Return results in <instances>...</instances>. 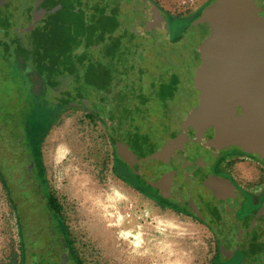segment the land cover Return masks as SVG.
Here are the masks:
<instances>
[{"label":"rangeland","instance_id":"1","mask_svg":"<svg viewBox=\"0 0 264 264\" xmlns=\"http://www.w3.org/2000/svg\"><path fill=\"white\" fill-rule=\"evenodd\" d=\"M210 1L153 0L165 13L182 21L183 18L194 17L198 9ZM44 2L46 7L52 4V0H26L27 5L20 10L11 3H4L0 8V23L8 20L14 26L0 32V107L5 109V116L0 117V264H20L18 219L6 191L2 157L5 137L24 130L20 121L25 114V103L28 111L34 98V95L30 96L31 87L25 74L33 72L45 74L53 84L52 88H59L56 80L61 78L62 81L69 76L65 81L69 80L73 93L79 97L71 106H59L55 103V92L50 91L52 97L42 111L57 113L43 131L38 145L43 182L57 206V220L62 231L67 233L73 264H218L212 231L194 216L152 200L148 197L151 194L141 192L132 175L119 167L114 143L115 124L110 120L115 115L112 108L114 102L119 107L116 113L127 114L126 117L131 120L133 115L130 112L136 105H151L161 113L166 112L163 116L164 121H168V129L181 128L179 138L168 140L170 144L167 147L171 150L181 145L183 149L187 148L186 153H191L186 133L194 125L199 130L206 123L199 131L198 139L206 142L214 140L210 133L222 128L238 141L244 133L243 129L249 127L248 119L234 106L229 90L220 89L223 76L216 79L219 81L216 89H208L209 81H205L202 87L192 88L212 75H222L207 64H220L222 58L214 55L206 60L193 54L194 58L185 66L188 71L178 75L185 81L186 88L193 91H183L182 86V90L174 86L177 83V79H171L174 74L159 65L158 49L146 38V33L141 31L139 34V28L143 26L140 18L137 17L136 24L133 23L136 30L132 35H137L126 38V24L114 23L115 17L107 9L106 17L101 16L102 19L89 14L91 5L81 4L82 0H61L56 16L54 14L35 22L33 18H39L46 10V7H40V3ZM119 24L123 25L122 29L118 28ZM187 24L179 23L175 24L177 28H171V43L178 40L181 31L189 28L190 24ZM97 25L100 28L93 33L92 29ZM177 29L179 31H175ZM105 33L107 38L103 39ZM111 36L116 38L111 40ZM93 41H104V44L96 43L94 46L95 50L100 49L94 59L89 58L94 51ZM188 43L183 41L177 50L187 51L190 48ZM50 68L56 71L52 72ZM85 73L91 79V84L87 86L84 84ZM33 77L36 82V76ZM72 77L73 80H70ZM172 87L176 92L171 90ZM116 88L117 95L111 97ZM18 91L22 96L20 108ZM225 99L230 102L227 107L228 100L226 102ZM85 100H89L87 105ZM187 110L192 111L191 116L194 117L190 123L185 120ZM12 112L18 115L13 121L9 119ZM169 112L175 113L171 121L167 117ZM243 118L247 121L245 127L241 124ZM39 125L34 124L33 127ZM233 164V171L240 181L248 179L252 186L253 181L261 177L264 182V169L261 167L264 165L253 156H239ZM80 180L98 188L104 200L118 198L117 210L132 214L135 229L144 230L140 233L147 237L144 242L147 252L133 248L134 233L138 231H130V234L122 229L116 231L119 235L112 237L105 232L99 233L93 227L94 220L87 214L85 200L75 190ZM166 247L171 249V253L166 252ZM169 254L170 263L165 257Z\"/></svg>","mask_w":264,"mask_h":264},{"label":"flooded vegetation","instance_id":"2","mask_svg":"<svg viewBox=\"0 0 264 264\" xmlns=\"http://www.w3.org/2000/svg\"><path fill=\"white\" fill-rule=\"evenodd\" d=\"M60 1L52 0L49 7H46L45 2L40 3V7H46V10L38 16L39 18L34 17V21L41 22L48 16L54 14L56 16L61 6ZM215 1L211 0L206 6L200 7L194 17L183 18V21L179 17L165 13L153 0H82L81 4L90 3L89 14L97 15L99 19H102L101 16L106 17L107 9V12L115 17L114 23L119 21L129 27L125 28L126 38L137 35L136 33L132 35L136 30L133 23L136 24L137 17L140 18L143 26L139 28V34L144 31L147 37L146 35L142 37L150 39L158 49L159 65L174 74L171 79H177V83L174 84L177 88L183 87V91L187 89L193 91L196 86L202 87L205 81H209L208 89L211 87L216 89L219 84L216 79L223 76L220 89L224 91L227 88V78L223 74L221 60L220 64L215 62L207 64L210 68H216L222 75H212L194 84L193 90L186 88L185 81L178 77L183 71H188L185 66L195 55H201L206 60L214 55L216 58L219 57L216 48L222 46L225 39L220 34L219 22L211 21V6ZM26 5V0L15 1L17 10ZM123 17L126 18L122 20ZM179 23H188L190 26L188 29L185 26L178 40L171 43L170 30L177 28L175 24ZM121 26L123 28L122 24H119L118 28L122 29ZM99 28L97 25L94 30L92 29L93 33ZM165 32L168 33V39L164 38ZM183 33L185 37H182ZM106 34L102 36L103 39L107 38ZM173 37L177 38L175 34ZM115 38L116 36H111L110 39ZM185 40L189 41L190 48L185 52L177 50ZM96 43L102 45L104 41H93V48ZM88 44L90 45L91 41ZM93 50L89 58L94 59L100 53V49ZM77 58L81 57L78 55ZM50 69L52 72L55 70ZM83 75L84 84L86 83V86L91 84L89 74ZM33 76H36V82ZM25 77L31 87L30 96L34 95V98L28 111L26 103L25 108L23 107L25 114L20 124L24 125V130L5 137L6 145L2 157L6 191L18 219L20 264H73L71 245L66 239L67 233L62 231V226L57 220V206L47 193L43 182L38 145L43 131L57 113L42 111V107H46L51 96L50 91L55 92V103L59 106H71L79 97L73 93L68 84L69 80L65 81L69 76L62 81L61 78L55 81L59 88H52L53 84L51 85L48 77L40 72L27 73ZM70 80H73V77ZM168 85L170 88V84ZM171 90L176 92L175 87ZM113 91L111 97L117 95L118 89ZM17 95L20 108L22 96L19 91ZM227 100L226 107L230 103L229 99H225L226 102ZM85 102L87 105L89 100ZM111 103L113 104V101ZM114 104L112 108L115 115L110 122L115 124L116 157L119 167L132 175L137 185H140V188L136 187L146 195L151 194L148 197L152 200L162 202L182 214L194 216L212 231L218 264H264V182L258 177L253 181L254 185L250 186V180L240 181L232 167L233 161L239 156H253L264 165V145L254 133L253 123L248 120L249 127L243 129L244 133L238 141L233 140L228 131L221 128L220 131L210 133L214 140L209 142L197 137L207 123L199 130L195 129L196 125L193 124L194 126L186 133V137L189 138L188 148L192 149V152L186 153L187 148L185 150L181 145L173 150L167 147L170 144L169 138H179L181 128L168 129V121L165 122L163 116L166 112L161 113L151 105L148 107L136 105L134 110H129V112L136 110L130 112L133 115L131 120L126 117L127 114L116 113L119 107ZM4 112L5 109L1 106L0 117L5 116ZM167 114L171 121L175 113ZM15 115L18 116L15 112L10 113L9 119L13 121ZM35 115L45 118L36 123ZM191 115L192 111L187 110L185 113L187 123L194 118ZM245 122L247 121L243 118L241 122L243 127ZM34 124L39 126L33 127ZM261 167L264 169V166Z\"/></svg>","mask_w":264,"mask_h":264},{"label":"water","instance_id":"3","mask_svg":"<svg viewBox=\"0 0 264 264\" xmlns=\"http://www.w3.org/2000/svg\"><path fill=\"white\" fill-rule=\"evenodd\" d=\"M4 3L12 0H0V8ZM211 9V21L219 22L225 39L216 52L224 63L226 87L264 145V1L216 0Z\"/></svg>","mask_w":264,"mask_h":264},{"label":"bare ground","instance_id":"4","mask_svg":"<svg viewBox=\"0 0 264 264\" xmlns=\"http://www.w3.org/2000/svg\"><path fill=\"white\" fill-rule=\"evenodd\" d=\"M78 182H79L78 186L76 184L75 190L76 193L81 194V196H83L85 200L87 214L91 216V218H93L94 220L93 227L99 233L105 232L112 237L114 235L116 236L119 235L117 234L118 232L116 231L119 230L122 231V229L125 233H130V231H138L139 233H134L136 238L132 242V244L134 245L133 248L147 252L148 248L144 246V242L147 237L142 233H140L141 231L144 230L142 229L139 230L137 228L135 229V227L132 224L133 223L132 214H129V212L122 213L117 210L118 208L116 206V202L118 198L117 197L115 198L113 196L114 197L113 199L108 198L104 200L102 194L98 192V188H96L94 185H91L83 180H80ZM83 189L85 191L81 193ZM165 250L167 253H171L170 248L166 247ZM170 255L171 254L165 256L168 257L167 261H169V263L171 261Z\"/></svg>","mask_w":264,"mask_h":264},{"label":"crops","instance_id":"5","mask_svg":"<svg viewBox=\"0 0 264 264\" xmlns=\"http://www.w3.org/2000/svg\"><path fill=\"white\" fill-rule=\"evenodd\" d=\"M15 1L16 0H12V5H15ZM8 20H5L4 22H1L0 23V32H5L6 31V28H11V29H13L14 28V26H11L10 24H9V21L7 22Z\"/></svg>","mask_w":264,"mask_h":264},{"label":"trees","instance_id":"6","mask_svg":"<svg viewBox=\"0 0 264 264\" xmlns=\"http://www.w3.org/2000/svg\"><path fill=\"white\" fill-rule=\"evenodd\" d=\"M44 115V114H43ZM45 117H43V116H41V117H38V115H35V118H34V120L36 121V123L37 122H41V121H43V119H44ZM40 162V161H39Z\"/></svg>","mask_w":264,"mask_h":264}]
</instances>
